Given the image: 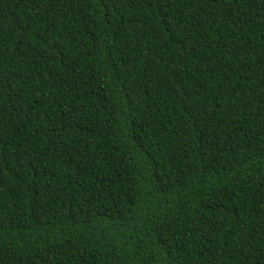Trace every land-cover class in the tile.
Returning a JSON list of instances; mask_svg holds the SVG:
<instances>
[{
  "label": "trees",
  "instance_id": "16d2710c",
  "mask_svg": "<svg viewBox=\"0 0 264 264\" xmlns=\"http://www.w3.org/2000/svg\"><path fill=\"white\" fill-rule=\"evenodd\" d=\"M0 264H264V0H0Z\"/></svg>",
  "mask_w": 264,
  "mask_h": 264
}]
</instances>
